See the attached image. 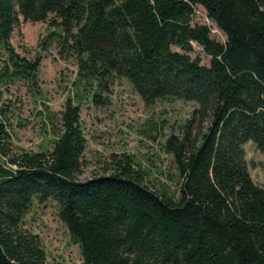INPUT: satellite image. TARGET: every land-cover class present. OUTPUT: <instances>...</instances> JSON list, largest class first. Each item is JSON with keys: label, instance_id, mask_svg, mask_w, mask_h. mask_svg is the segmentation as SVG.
Instances as JSON below:
<instances>
[{"label": "trees", "instance_id": "1", "mask_svg": "<svg viewBox=\"0 0 264 264\" xmlns=\"http://www.w3.org/2000/svg\"><path fill=\"white\" fill-rule=\"evenodd\" d=\"M197 6L225 44L193 24ZM20 16L53 18L79 75L75 96L52 119V150L0 164V264H48L38 236L22 225L35 198L59 204L84 264H264V187L244 150L251 141L264 153V0H0V86L38 83L41 58L22 57L11 43ZM194 43L211 57L208 67L185 54ZM111 78L127 79L147 104H197L183 135L164 145L182 178L177 200L152 191L128 155L108 175L76 179L87 141L75 100L83 84L85 92L103 89ZM93 102L109 99L100 91ZM8 130L0 115L3 155Z\"/></svg>", "mask_w": 264, "mask_h": 264}, {"label": "rangeland", "instance_id": "2", "mask_svg": "<svg viewBox=\"0 0 264 264\" xmlns=\"http://www.w3.org/2000/svg\"><path fill=\"white\" fill-rule=\"evenodd\" d=\"M52 21L53 18L47 22H25L20 16L19 26L12 35L11 43L19 55L29 60L40 57L42 62L36 86L26 82L31 80L0 86V115L10 134L5 146L7 155L0 152V164H9L20 152H50L55 139L52 119L77 92L74 84L79 75L78 61L72 54L61 52L58 36L64 34ZM193 24L211 27L212 39L222 44L227 42V36L200 6L195 9ZM172 50L185 53L175 47ZM185 54L199 59L203 66L210 65L211 57L196 43L193 51ZM4 61L2 52L0 73ZM87 88L83 84V98L75 100L81 108L80 125L87 141L82 168L76 179L85 182L108 175L112 162L128 155L133 157L136 169L146 172L145 183L152 191L177 200L182 178L173 155L165 151L164 145L172 134L183 135L184 126L197 104L178 99L147 104L125 78H111L104 82L103 89L95 85L85 92ZM100 91L104 99H109L108 105L93 102V95ZM244 150L254 183L264 187V153L251 141L244 145ZM59 210L55 200L41 202L35 198L22 225L38 236L48 264H84L81 248L60 219Z\"/></svg>", "mask_w": 264, "mask_h": 264}]
</instances>
